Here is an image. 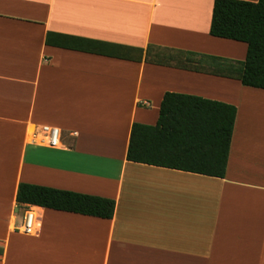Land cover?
<instances>
[{
	"label": "crops",
	"instance_id": "0c3cea01",
	"mask_svg": "<svg viewBox=\"0 0 264 264\" xmlns=\"http://www.w3.org/2000/svg\"><path fill=\"white\" fill-rule=\"evenodd\" d=\"M214 1L0 0V264H264V89L234 77L248 45L211 35ZM167 92L236 106L225 177L128 160ZM21 183L115 214L33 205L24 233Z\"/></svg>",
	"mask_w": 264,
	"mask_h": 264
},
{
	"label": "trees",
	"instance_id": "16d2710c",
	"mask_svg": "<svg viewBox=\"0 0 264 264\" xmlns=\"http://www.w3.org/2000/svg\"><path fill=\"white\" fill-rule=\"evenodd\" d=\"M210 33L246 42V59L234 77L264 89V0H215ZM236 106L197 95L167 92L156 124L134 123L128 145L130 161L225 177ZM18 205L111 219V198L21 183Z\"/></svg>",
	"mask_w": 264,
	"mask_h": 264
},
{
	"label": "built area",
	"instance_id": "2783aa9c",
	"mask_svg": "<svg viewBox=\"0 0 264 264\" xmlns=\"http://www.w3.org/2000/svg\"><path fill=\"white\" fill-rule=\"evenodd\" d=\"M31 139L39 144L51 147H59L63 145L61 129L49 125L35 127L31 134ZM37 227V214L34 211V207L33 205H26L23 224L18 229L24 233L33 234L36 232Z\"/></svg>",
	"mask_w": 264,
	"mask_h": 264
}]
</instances>
